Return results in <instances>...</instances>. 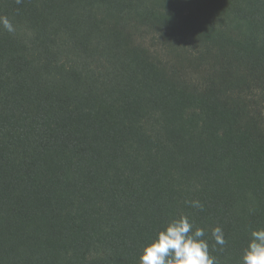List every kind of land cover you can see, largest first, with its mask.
Wrapping results in <instances>:
<instances>
[{"label": "trees", "instance_id": "obj_1", "mask_svg": "<svg viewBox=\"0 0 264 264\" xmlns=\"http://www.w3.org/2000/svg\"><path fill=\"white\" fill-rule=\"evenodd\" d=\"M0 16V264H139L180 215L240 264L264 228V0H0Z\"/></svg>", "mask_w": 264, "mask_h": 264}, {"label": "clouds", "instance_id": "obj_2", "mask_svg": "<svg viewBox=\"0 0 264 264\" xmlns=\"http://www.w3.org/2000/svg\"><path fill=\"white\" fill-rule=\"evenodd\" d=\"M21 3L22 0H16ZM0 25L8 32L15 29L7 16H0ZM193 208L203 210L200 201H186ZM205 230L195 227L187 215L170 220L159 230L139 256V264H219L211 255ZM215 245L223 248L227 241L219 226L211 230ZM240 264H264V228L250 231L246 247L242 250Z\"/></svg>", "mask_w": 264, "mask_h": 264}]
</instances>
